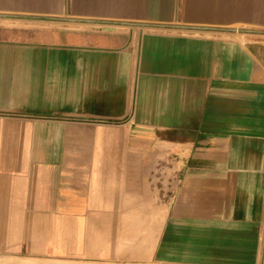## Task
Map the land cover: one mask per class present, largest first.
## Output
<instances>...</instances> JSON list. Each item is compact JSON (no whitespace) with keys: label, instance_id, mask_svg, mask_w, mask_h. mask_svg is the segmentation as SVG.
Returning a JSON list of instances; mask_svg holds the SVG:
<instances>
[{"label":"crops","instance_id":"obj_1","mask_svg":"<svg viewBox=\"0 0 264 264\" xmlns=\"http://www.w3.org/2000/svg\"><path fill=\"white\" fill-rule=\"evenodd\" d=\"M263 235L264 0H0V264H258Z\"/></svg>","mask_w":264,"mask_h":264},{"label":"water","instance_id":"obj_2","mask_svg":"<svg viewBox=\"0 0 264 264\" xmlns=\"http://www.w3.org/2000/svg\"><path fill=\"white\" fill-rule=\"evenodd\" d=\"M162 26H159V28H161ZM222 32H229V33H249V34H255V35H259V34H262L261 32H255V31H243V30H240V31H237V30H220Z\"/></svg>","mask_w":264,"mask_h":264},{"label":"rangeland","instance_id":"obj_3","mask_svg":"<svg viewBox=\"0 0 264 264\" xmlns=\"http://www.w3.org/2000/svg\"><path fill=\"white\" fill-rule=\"evenodd\" d=\"M262 245H263V247H262L261 256H260L258 264H264V235H263ZM40 262L43 263V264H45V263L46 264H54V263L43 262V261H40ZM32 263H34V262H32Z\"/></svg>","mask_w":264,"mask_h":264}]
</instances>
